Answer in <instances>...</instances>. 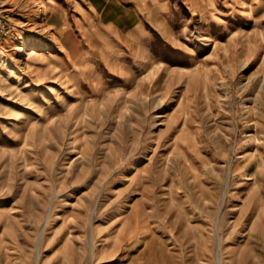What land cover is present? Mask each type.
<instances>
[{
  "label": "rangeland",
  "instance_id": "rangeland-1",
  "mask_svg": "<svg viewBox=\"0 0 264 264\" xmlns=\"http://www.w3.org/2000/svg\"><path fill=\"white\" fill-rule=\"evenodd\" d=\"M1 1L0 264H264V0Z\"/></svg>",
  "mask_w": 264,
  "mask_h": 264
},
{
  "label": "crops",
  "instance_id": "crops-1",
  "mask_svg": "<svg viewBox=\"0 0 264 264\" xmlns=\"http://www.w3.org/2000/svg\"><path fill=\"white\" fill-rule=\"evenodd\" d=\"M90 6L95 11H98L105 19L111 20L116 26H121L129 35L143 36L146 33L144 29L149 23L153 27L154 21L159 20L166 27L165 12L170 6L172 0H88ZM210 0H184L192 16L201 14L212 13L214 10L219 11L212 3L209 7ZM233 1V0H232ZM253 1V0H252ZM235 3L238 0L234 1ZM245 5V4H244ZM213 10V11H210ZM91 12V11H90ZM89 12V13H90ZM206 16H209L208 14ZM213 18L207 19L206 23L216 21L217 16L211 15ZM203 19V18H202ZM140 31H138V29Z\"/></svg>",
  "mask_w": 264,
  "mask_h": 264
},
{
  "label": "built area",
  "instance_id": "built-area-1",
  "mask_svg": "<svg viewBox=\"0 0 264 264\" xmlns=\"http://www.w3.org/2000/svg\"><path fill=\"white\" fill-rule=\"evenodd\" d=\"M5 8L3 6L2 1L0 0V22L5 23Z\"/></svg>",
  "mask_w": 264,
  "mask_h": 264
},
{
  "label": "bare ground",
  "instance_id": "bare-ground-1",
  "mask_svg": "<svg viewBox=\"0 0 264 264\" xmlns=\"http://www.w3.org/2000/svg\"><path fill=\"white\" fill-rule=\"evenodd\" d=\"M17 50L22 54L25 51V46L23 43H20L19 46L17 47Z\"/></svg>",
  "mask_w": 264,
  "mask_h": 264
}]
</instances>
